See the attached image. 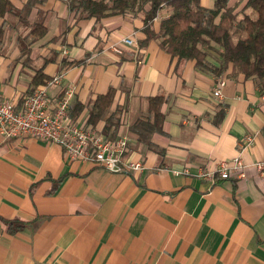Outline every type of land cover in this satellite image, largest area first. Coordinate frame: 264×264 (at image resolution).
Masks as SVG:
<instances>
[{"label":"crops","instance_id":"obj_1","mask_svg":"<svg viewBox=\"0 0 264 264\" xmlns=\"http://www.w3.org/2000/svg\"><path fill=\"white\" fill-rule=\"evenodd\" d=\"M9 1L12 9L0 16V97L19 105L38 70L63 72L48 87L50 107L70 90L69 115L83 103L76 120L102 132L104 120L86 122L88 107L112 87L115 132L128 138L125 158L144 166L110 172L68 159L56 143L0 132V218L26 223L11 233L0 219V264H264V94L257 81L231 66L220 75L200 70L157 38L142 45V12L96 20L70 11L68 0ZM245 1L230 3L240 11ZM165 13L154 18L155 30ZM38 20L46 31L35 37L30 26ZM125 37L134 43L120 53L110 47ZM219 77L225 85L217 98ZM158 94L160 128L148 101ZM246 133L254 142L240 150ZM238 154L242 176L196 174Z\"/></svg>","mask_w":264,"mask_h":264},{"label":"trees","instance_id":"obj_2","mask_svg":"<svg viewBox=\"0 0 264 264\" xmlns=\"http://www.w3.org/2000/svg\"><path fill=\"white\" fill-rule=\"evenodd\" d=\"M230 1L214 0L213 6L206 7L200 4V0H68V7L70 11L78 13L79 17H94L96 20L112 14L142 12L143 31L146 34L141 40L142 45L149 39L157 38L171 56L191 59L198 69L215 75H220L231 66L233 73H243L245 77L254 78L260 92L264 94V0H246L240 11L236 10L238 5ZM11 9L9 0H0V16ZM163 9H167V13L161 17L159 28L155 30L154 18ZM30 27L35 37L46 31L42 20L33 22ZM51 77L38 70L27 93ZM114 94L112 87L97 94L88 107L86 117V122L93 124L104 120L102 133L107 137L116 136L118 126V112L110 110ZM148 101L156 126L160 128V107L164 96H150ZM84 107L83 103L77 101L74 103V111L71 106L69 116L72 121H76ZM222 117L223 110L220 108L216 122ZM0 219L7 224L11 233L26 224L18 219Z\"/></svg>","mask_w":264,"mask_h":264},{"label":"built area","instance_id":"obj_3","mask_svg":"<svg viewBox=\"0 0 264 264\" xmlns=\"http://www.w3.org/2000/svg\"><path fill=\"white\" fill-rule=\"evenodd\" d=\"M131 37L122 38L120 42L110 44L116 52H122L123 45H132ZM63 72L53 75L43 85L35 87L27 93L18 105L8 98L0 97V132L6 138L29 135L61 146L70 160L78 159L93 162L110 172H128L140 170L144 164L142 159H126L127 136L118 134L107 137L101 131L87 123L72 121L69 116L70 90L57 99L55 107H50L48 87L61 81ZM225 79H216L212 94L220 98ZM254 142V135L246 133L242 136L240 150ZM258 168L262 162H256ZM245 162L240 154L230 159L219 160L214 170L203 168L196 173L205 179H213L215 175L228 178L231 174L243 175ZM173 173H179L173 170Z\"/></svg>","mask_w":264,"mask_h":264},{"label":"rangeland","instance_id":"obj_4","mask_svg":"<svg viewBox=\"0 0 264 264\" xmlns=\"http://www.w3.org/2000/svg\"><path fill=\"white\" fill-rule=\"evenodd\" d=\"M239 16H241V14H240ZM212 44H213V43H212Z\"/></svg>","mask_w":264,"mask_h":264}]
</instances>
